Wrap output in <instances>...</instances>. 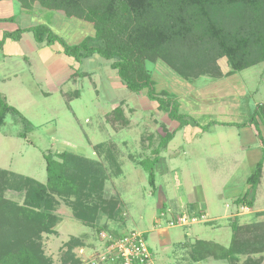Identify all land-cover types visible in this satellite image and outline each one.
Returning a JSON list of instances; mask_svg holds the SVG:
<instances>
[{
    "label": "rangeland",
    "instance_id": "374dc122",
    "mask_svg": "<svg viewBox=\"0 0 264 264\" xmlns=\"http://www.w3.org/2000/svg\"><path fill=\"white\" fill-rule=\"evenodd\" d=\"M9 16L15 20L0 23V39L6 29L41 22L52 25L70 43L93 32L90 26L81 27L82 22L59 12L41 7L31 11L15 0L0 1V17ZM59 48L58 44L39 45L33 34L27 32L20 41L7 40L0 50V92L32 124V129L26 131L22 121L7 115L0 127V168L45 183L46 152L68 150L98 158L107 165L105 156L109 148L123 172L115 176L109 171L106 187L110 195L122 199L123 210L130 216L126 220L129 228L147 229L164 203L171 208L167 215L159 217L162 226L188 231L192 236L189 240L195 243L193 252L205 249L208 255L206 248H211L213 242L229 246L232 221L251 223L258 209H264L263 63L219 79L201 76L191 81L179 78L161 63H151L158 90L174 94L180 102V113L189 120L188 125L179 127V121L170 119L156 101L149 100L144 93L130 92L106 59L95 55L77 61L65 57ZM219 64L224 72L230 70L225 58L219 59ZM118 105L128 118L127 125L109 119ZM165 127L175 134L161 148L156 161L152 149L166 134ZM131 154L138 161L144 159V164L133 160ZM260 162L261 182L251 188L248 178ZM151 172L155 186L150 182ZM248 191L254 198L253 210L257 211L246 212L243 205L235 202ZM6 196L23 201V194L13 190H8ZM193 200L194 204H189ZM192 209L195 213L204 209L205 215L197 214L199 220L185 227L169 225L167 218L191 216L186 211ZM57 214L63 216L58 228L64 234L78 235L90 230L74 217L62 199ZM46 234H42L44 252L58 260L66 247L62 246L59 253L60 242L50 245L48 240L53 235ZM194 237L210 241L197 244ZM212 246L219 252L220 246ZM104 254H94L93 263L104 264ZM212 259L205 260L206 264L230 263ZM244 259L245 256L241 257L237 264H243Z\"/></svg>",
    "mask_w": 264,
    "mask_h": 264
},
{
    "label": "trees",
    "instance_id": "16d2710c",
    "mask_svg": "<svg viewBox=\"0 0 264 264\" xmlns=\"http://www.w3.org/2000/svg\"><path fill=\"white\" fill-rule=\"evenodd\" d=\"M15 1L26 10L41 7L77 19L74 21L84 24L81 27L90 26L93 32L70 43L44 22L18 26L3 32L0 50L7 40L20 41L24 33L31 32L39 45L58 44L59 52L65 57L82 61L99 55L116 70L130 92L144 93L149 100L156 101L170 119L179 121V127L188 125L189 120L180 113V102L174 94L166 89L158 90L151 63L167 66L186 81L201 76L219 79L260 63L264 65V0ZM14 20L13 16L0 17V23ZM221 58L227 60L229 71L222 70ZM8 114L22 121L26 131L32 129L30 120L0 92V127ZM109 117L113 123L119 120L123 125L128 124L121 105L115 107ZM165 130L158 146L152 149L156 161L161 148L166 147L175 134L166 127ZM44 157L45 183L0 168V264H55L44 252L42 234L58 232L57 226L62 220L57 214L60 199L71 208L75 218L99 231L103 228L102 217L121 218V201L110 195L106 187L109 171L115 176L123 172L111 149H106L107 165L98 158L68 150L56 153L50 150ZM130 157L140 165L145 162L144 159L138 161L132 154ZM262 167V163H258L248 178L251 188L259 183ZM150 182L155 186L153 172ZM8 190L23 194V201L9 199ZM235 202L252 207L254 198L248 191ZM256 214L262 215L264 211ZM231 226L230 245H218L219 252L211 245L206 248L208 255L227 259L231 264H237L243 256V264H264V221L239 224L235 219ZM79 244L75 237L66 242L61 264H81L73 252Z\"/></svg>",
    "mask_w": 264,
    "mask_h": 264
},
{
    "label": "crops",
    "instance_id": "0c3cea01",
    "mask_svg": "<svg viewBox=\"0 0 264 264\" xmlns=\"http://www.w3.org/2000/svg\"><path fill=\"white\" fill-rule=\"evenodd\" d=\"M194 202L195 201L193 200L189 204H194ZM122 203L123 202L121 199V209H122L121 218L118 220H108L105 216L102 217L100 224L101 226H103V228L100 231L95 228L88 227L90 230H83L78 235L72 234L71 232H69L70 230L68 231L69 233L64 234L61 230H59L57 226L58 232L56 234H52L53 238H50L48 240V243L50 245L53 244V246H55L57 243L60 242V246L58 249H59V253H61L63 249L62 246H65L67 241H69L72 237L78 238V240L80 241V244L77 245L73 249V252L76 253V257L81 260V264H94L92 261L93 260L92 256L96 254L97 252L98 253L107 252L108 246L110 244L109 237L118 238L130 230H138L144 233L149 249H150V252H151V255H152L151 262L149 264H206L207 262H205V260L207 261V259H210V258H213L212 259L213 261L221 260V259L214 257L213 254L206 256L203 251H199L198 253L195 252L194 254L192 249L195 246V243L194 241L189 240L191 239L192 236L190 235L188 231H184V232L183 230L173 231V230H170L169 227L162 226L163 221L159 217H161L162 214L167 215L169 208L171 207H165V204L163 203L161 205L163 207L158 211L157 216L153 219V224L148 226L147 229H137V228L131 229L128 227V224L126 221L127 217L129 218L130 216L126 211L123 210ZM253 206H254V203H253ZM253 206L252 207L244 206L245 208L244 210L246 212L257 211V210H253ZM258 211H264V209H258ZM186 212L189 214H192L191 216H197V214L201 216L205 215L204 209L203 211L201 210L198 213H195L193 209L192 211L188 210ZM238 214L239 213H237L236 215ZM170 218L171 217L167 218V220L169 221ZM261 221H264V214L259 215V216L256 215V218L251 222H261ZM204 223H207V222H204ZM220 225L221 224H216V226L218 227ZM185 226L187 225H184V227ZM46 235L50 236V234H46ZM104 237H107V239ZM194 239L197 244L200 243L201 241H206V243L207 242L209 243L210 241L209 239L204 240L203 238H200V237H194ZM213 243L220 245L216 242H213ZM61 256H62V253L59 254V258L57 260V258H55V256L52 255L53 257L52 259L54 260L55 264H61ZM222 260L226 261L227 259H222ZM103 263L104 264H119L118 262H114V261H108V262H103ZM69 264H72V263H69ZM98 264H101V263H98Z\"/></svg>",
    "mask_w": 264,
    "mask_h": 264
},
{
    "label": "built area",
    "instance_id": "2783aa9c",
    "mask_svg": "<svg viewBox=\"0 0 264 264\" xmlns=\"http://www.w3.org/2000/svg\"><path fill=\"white\" fill-rule=\"evenodd\" d=\"M164 215V214H162ZM197 216L181 214L168 221L169 225H188L196 222ZM110 244L107 252L102 255V262L114 261L119 264H149L151 252L143 232L130 230L118 238L109 237Z\"/></svg>",
    "mask_w": 264,
    "mask_h": 264
}]
</instances>
